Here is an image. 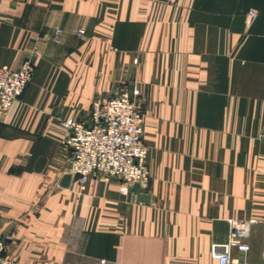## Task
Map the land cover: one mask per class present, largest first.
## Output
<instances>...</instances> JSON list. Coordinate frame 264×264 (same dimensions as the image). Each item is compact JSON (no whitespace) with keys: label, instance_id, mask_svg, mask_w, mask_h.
Here are the masks:
<instances>
[{"label":"crops","instance_id":"1","mask_svg":"<svg viewBox=\"0 0 264 264\" xmlns=\"http://www.w3.org/2000/svg\"><path fill=\"white\" fill-rule=\"evenodd\" d=\"M26 59L31 83L0 107L6 256L217 264L231 221L255 220L248 264H264V0H0V67ZM134 89L150 203L117 178L61 187L73 158L61 122L89 123L95 100Z\"/></svg>","mask_w":264,"mask_h":264},{"label":"built area","instance_id":"2","mask_svg":"<svg viewBox=\"0 0 264 264\" xmlns=\"http://www.w3.org/2000/svg\"><path fill=\"white\" fill-rule=\"evenodd\" d=\"M251 12L249 18L255 17ZM62 30L57 31L61 35ZM79 35L84 32L80 30ZM55 38L58 43L59 37ZM135 64L138 59H135ZM35 72L32 59H26L18 69L0 67V107L8 112L31 83ZM141 92L123 90L108 100H95L90 111V122L69 118L61 122L68 132L64 142L72 150L70 163L72 179L84 192L97 176L117 178L120 192L130 196L135 184H146L150 178L147 165L149 146L144 141V112ZM1 120V119H0ZM255 220L231 221L228 246L219 254L217 264H248L249 242ZM1 228V220H0ZM237 250L240 258L234 259ZM7 245L0 231V264H18L6 256Z\"/></svg>","mask_w":264,"mask_h":264},{"label":"water","instance_id":"3","mask_svg":"<svg viewBox=\"0 0 264 264\" xmlns=\"http://www.w3.org/2000/svg\"><path fill=\"white\" fill-rule=\"evenodd\" d=\"M71 181H72V175L71 174H66L62 178L60 186L63 187V188H69L70 184H71ZM134 193L137 196V201L138 202H142V203H145V204H149L150 203L149 194H144V193L141 192L140 184H135L134 185Z\"/></svg>","mask_w":264,"mask_h":264},{"label":"rangeland","instance_id":"4","mask_svg":"<svg viewBox=\"0 0 264 264\" xmlns=\"http://www.w3.org/2000/svg\"><path fill=\"white\" fill-rule=\"evenodd\" d=\"M140 102H141V99H140ZM142 103V102H141ZM226 251V249H220V253Z\"/></svg>","mask_w":264,"mask_h":264}]
</instances>
